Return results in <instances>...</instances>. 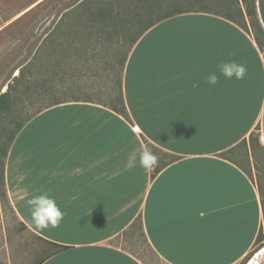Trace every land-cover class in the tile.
<instances>
[{"label": "crops", "instance_id": "1", "mask_svg": "<svg viewBox=\"0 0 264 264\" xmlns=\"http://www.w3.org/2000/svg\"><path fill=\"white\" fill-rule=\"evenodd\" d=\"M256 9L264 30V0ZM232 60L245 78L209 86L205 77ZM121 87L128 120L97 103H61L8 148L14 215L45 254L46 243L62 247L39 264H143L112 243L138 216L165 264H240L264 241V171L250 153L246 167L229 154L257 128L264 148V57L252 34L207 13L163 20L130 50ZM145 142L162 153H153L158 164L163 154L175 160L142 169ZM42 192L64 213L57 228L29 222L26 201Z\"/></svg>", "mask_w": 264, "mask_h": 264}, {"label": "rangeland", "instance_id": "2", "mask_svg": "<svg viewBox=\"0 0 264 264\" xmlns=\"http://www.w3.org/2000/svg\"><path fill=\"white\" fill-rule=\"evenodd\" d=\"M78 1L0 0V94L7 90L22 67L25 82L33 80L26 66L40 56L44 69L39 74L36 73L38 69L33 70V77L43 78L47 90L59 99L109 104V96L117 94L118 90L117 46L114 41L96 42L93 36L88 37L86 30L82 31L83 35L73 33L80 28L76 27L74 15L66 12ZM65 14L67 16L61 20ZM67 32H71V36H63ZM55 40L61 44L57 49L52 43ZM23 92L22 87L17 90L20 96ZM32 110L27 100L15 107L20 120ZM1 124L13 127L8 119ZM257 132L258 128L253 134L258 135ZM256 153L257 170L263 172L264 157L260 151ZM229 154L246 167L242 148L236 147ZM261 242L262 239L258 244ZM112 243L143 264H165L148 246L138 224L114 238ZM44 254L43 245L20 226L7 207L0 205V264H36Z\"/></svg>", "mask_w": 264, "mask_h": 264}, {"label": "trees", "instance_id": "3", "mask_svg": "<svg viewBox=\"0 0 264 264\" xmlns=\"http://www.w3.org/2000/svg\"><path fill=\"white\" fill-rule=\"evenodd\" d=\"M186 13L213 14L236 24L244 31L252 34L258 49L264 57V30L257 15L256 0H80L73 4V7L66 14L74 15L73 19L77 23L76 27L81 29L73 31L75 35H83L82 31L86 30L88 37L93 36L96 42L101 43L104 40L114 41L115 47L117 46L116 56L118 57L117 71L119 76L116 78V85L118 90L117 94L109 96L110 102L104 106L128 120V113L122 96L121 79L130 50L138 39L152 26L168 18ZM66 14L61 17V20L67 16ZM61 22L63 23V21ZM56 26L59 25L57 24ZM64 34L63 36H71V32ZM52 43L56 49L61 46L56 40L52 41ZM121 47H123V51ZM55 48H53L54 56L57 55ZM35 56H37V53ZM56 60L58 61V59ZM57 61L55 62V67L58 66ZM42 62L43 59L39 56L34 61H30L28 66H26V70L33 80L25 82L26 79L23 78L22 72L24 67H22L19 75L13 77L12 83H9L7 90L0 94V123H4L8 119L13 124L11 128L3 124L0 126V205L7 207L13 214L14 211L9 204L5 188L4 163L8 148L14 137L26 122L44 109L61 103L83 101L59 99L54 93L47 90V87L44 86L45 81L43 78L33 77V73L37 69V74L44 69ZM20 87L24 90L22 96L17 93ZM24 100H27L28 105L33 110L20 120L19 113H16L15 107L19 103H24ZM84 102L94 103L89 100H84ZM145 145L146 149L151 150L152 153L162 155L151 144L145 142ZM236 147L242 148L245 154L250 153L256 161L258 160L257 151H260L264 157V148L260 145L259 136L253 133L249 136L248 140H242ZM162 157L158 167L154 169V173L175 160L174 156L168 157L166 154H163ZM137 224L148 244L139 216L128 229ZM20 226L24 229L21 224ZM126 231L123 233L125 234ZM260 239L261 237H258V241ZM46 245L48 246L47 253L36 264H39L42 260L62 248L51 243H46Z\"/></svg>", "mask_w": 264, "mask_h": 264}, {"label": "clouds", "instance_id": "4", "mask_svg": "<svg viewBox=\"0 0 264 264\" xmlns=\"http://www.w3.org/2000/svg\"><path fill=\"white\" fill-rule=\"evenodd\" d=\"M219 75L213 72L205 77L209 86L217 85L220 77L231 80H242L246 76V66L234 60L226 61L219 65ZM139 167L146 171H152L158 166V158L149 149H145L139 156ZM137 162L132 161L128 164L129 168L136 167ZM30 212V224L35 230H44L48 228H57L60 226L64 213L57 205L56 200L47 193L42 192L34 195L26 201Z\"/></svg>", "mask_w": 264, "mask_h": 264}, {"label": "built area", "instance_id": "5", "mask_svg": "<svg viewBox=\"0 0 264 264\" xmlns=\"http://www.w3.org/2000/svg\"><path fill=\"white\" fill-rule=\"evenodd\" d=\"M240 264H264V241L255 245Z\"/></svg>", "mask_w": 264, "mask_h": 264}]
</instances>
